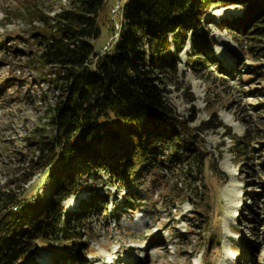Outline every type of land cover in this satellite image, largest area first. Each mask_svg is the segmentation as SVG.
Masks as SVG:
<instances>
[{
	"label": "rangeland",
	"instance_id": "obj_1",
	"mask_svg": "<svg viewBox=\"0 0 264 264\" xmlns=\"http://www.w3.org/2000/svg\"><path fill=\"white\" fill-rule=\"evenodd\" d=\"M69 1L39 0L49 15ZM30 2L0 0V189L48 205L54 175L35 163L40 143L51 139L49 108L62 94L53 71L31 61L30 26L15 12ZM124 2L105 0L101 35L92 42L99 54L118 37ZM240 15L234 5L212 6L199 28L209 51L194 49L188 34L177 86L165 85L168 103L202 151L193 180L184 179L183 188L185 162L164 157L158 169L140 168L130 178H77L79 191L61 203L86 230L72 264H264V60L248 53L251 42L239 46L230 36L226 25ZM29 242L33 264L65 263L57 258L61 242Z\"/></svg>",
	"mask_w": 264,
	"mask_h": 264
},
{
	"label": "trees",
	"instance_id": "obj_2",
	"mask_svg": "<svg viewBox=\"0 0 264 264\" xmlns=\"http://www.w3.org/2000/svg\"><path fill=\"white\" fill-rule=\"evenodd\" d=\"M104 3L70 0L49 15L31 0L15 11L30 26L31 61L38 70L53 71L51 82L62 95L49 108L51 139L40 143L35 163L46 177L54 175L55 199L42 205L17 189H0V264H33L30 239L61 242L57 258L64 264L79 259L86 230L79 216L69 218L61 206L79 191L77 178L96 181L103 172L115 181L180 158L185 188L184 179L199 171L202 151L168 103L165 85L177 86L178 56L188 34L194 49L209 51L208 34L199 28L212 6L241 9L226 25L230 36L239 46L241 39L251 42L248 53L264 60V0H125L118 37L99 54L92 42L101 35L97 19Z\"/></svg>",
	"mask_w": 264,
	"mask_h": 264
},
{
	"label": "bare ground",
	"instance_id": "obj_3",
	"mask_svg": "<svg viewBox=\"0 0 264 264\" xmlns=\"http://www.w3.org/2000/svg\"><path fill=\"white\" fill-rule=\"evenodd\" d=\"M235 7H236V8H239V7H237V6H235ZM228 9H231V8H228ZM224 119H225V118H224ZM232 122H233V121H232ZM230 123H231V122H230ZM233 124H234V123H233ZM233 124H232V125H233ZM237 131H238V129H237ZM240 132H241V131H240Z\"/></svg>",
	"mask_w": 264,
	"mask_h": 264
}]
</instances>
